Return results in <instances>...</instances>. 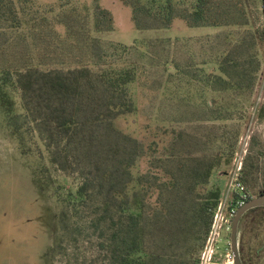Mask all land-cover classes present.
<instances>
[{"label":"rangeland","instance_id":"obj_1","mask_svg":"<svg viewBox=\"0 0 264 264\" xmlns=\"http://www.w3.org/2000/svg\"><path fill=\"white\" fill-rule=\"evenodd\" d=\"M174 1L180 13L196 2ZM99 3L112 31L108 21L97 30L95 0L15 1L20 25L0 19V75L102 65L117 44L130 49L111 62L136 70L129 112L96 122L87 106L73 134L54 140L0 80V264H197L206 197L245 145L243 180L251 200L264 198V0H214L217 27L141 16L140 30L125 1ZM252 212L240 256L264 264V216Z\"/></svg>","mask_w":264,"mask_h":264},{"label":"trees","instance_id":"obj_2","mask_svg":"<svg viewBox=\"0 0 264 264\" xmlns=\"http://www.w3.org/2000/svg\"><path fill=\"white\" fill-rule=\"evenodd\" d=\"M21 0H0V19L9 20V15L18 19V10L14 4ZM132 8V19L138 30L142 29L140 18H154L163 21V28H169L177 19L183 20L191 28L217 27L218 20L210 16L215 10L214 0H196L190 11L180 13L177 3L174 0H135L131 3L123 0ZM100 0H95L97 17L96 28L102 31L104 21H108L110 31L113 30V17L111 13L100 6ZM181 3V2H179ZM178 3V4H179ZM20 25L18 19L14 26ZM114 53L108 54L106 62L94 67L75 66L59 67L43 65L41 67H24L21 69L5 70L0 75L5 84L13 86L22 96L26 110L40 114L42 117V127L51 129V139L62 136L68 137L73 134L75 127L79 125L77 118L85 112V108L94 105L98 117L94 121H105V119H116L129 112L132 108L129 85L136 79V70L127 63L111 62V58L128 52L129 46L117 44ZM109 59V60H108ZM34 106V108H31ZM43 133L42 130H40ZM65 135V136H64ZM49 142V141H47ZM52 142H49L51 147ZM214 166H211L204 175L202 183L208 184ZM226 173H224L225 175ZM221 176L223 174H220ZM227 176V175H225ZM71 197L80 198L83 196V188L76 194L71 193ZM222 197V188L210 191L206 199L213 202V209L217 206ZM130 207L123 204V211H128ZM259 208L248 211L243 219L249 218V213L256 212V216H264V210ZM262 211V212H261ZM211 223V221H210ZM211 224L209 225L210 228ZM208 228V230H209ZM241 251V249H240ZM243 264H246L242 257ZM126 264H141L136 257Z\"/></svg>","mask_w":264,"mask_h":264},{"label":"built area","instance_id":"obj_3","mask_svg":"<svg viewBox=\"0 0 264 264\" xmlns=\"http://www.w3.org/2000/svg\"><path fill=\"white\" fill-rule=\"evenodd\" d=\"M247 155L246 145L236 154L233 166L225 181L222 197L212 212V223L205 237L197 264H234L230 235L239 210L252 196L243 180L244 161ZM229 239L227 247L221 250V244Z\"/></svg>","mask_w":264,"mask_h":264},{"label":"water","instance_id":"obj_4","mask_svg":"<svg viewBox=\"0 0 264 264\" xmlns=\"http://www.w3.org/2000/svg\"><path fill=\"white\" fill-rule=\"evenodd\" d=\"M264 206V198H259L255 200L249 201L244 207H242L233 224V230L231 233V249L234 254V264H243L241 256H240V249L238 243V234H239V225L242 217L250 210L263 207Z\"/></svg>","mask_w":264,"mask_h":264}]
</instances>
